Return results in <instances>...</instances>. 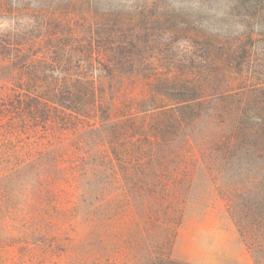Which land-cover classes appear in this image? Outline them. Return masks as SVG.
<instances>
[{"label":"trees","instance_id":"obj_1","mask_svg":"<svg viewBox=\"0 0 264 264\" xmlns=\"http://www.w3.org/2000/svg\"><path fill=\"white\" fill-rule=\"evenodd\" d=\"M234 1L235 36L159 19L174 56L97 0H0V264H190L206 184L264 253V0Z\"/></svg>","mask_w":264,"mask_h":264},{"label":"rangeland","instance_id":"obj_2","mask_svg":"<svg viewBox=\"0 0 264 264\" xmlns=\"http://www.w3.org/2000/svg\"><path fill=\"white\" fill-rule=\"evenodd\" d=\"M67 1L63 0L64 3ZM97 5L99 11L109 9L114 13L137 15L136 18L144 19L146 25L140 22V26L143 25L141 30L150 29L147 30L148 35H142L141 39L152 38L156 43H167L165 48L174 56L189 41L184 36L171 34L169 29H153L159 19L176 28L205 29L211 33L221 29L228 35H238V2L234 0H97ZM227 175L238 180L233 171ZM202 187L204 198L199 199L200 207L189 210L179 228L174 257L190 264H264V253L256 254L254 260L238 232L237 196L230 202L214 196L213 187L209 184ZM231 188L238 194V182ZM229 189L230 185L226 184L224 191ZM260 234L258 230L259 240ZM11 254L16 256L17 251Z\"/></svg>","mask_w":264,"mask_h":264}]
</instances>
